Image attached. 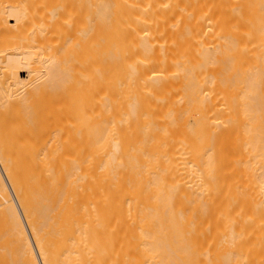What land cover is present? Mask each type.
Wrapping results in <instances>:
<instances>
[{
  "label": "bare ground",
  "instance_id": "6f19581e",
  "mask_svg": "<svg viewBox=\"0 0 264 264\" xmlns=\"http://www.w3.org/2000/svg\"><path fill=\"white\" fill-rule=\"evenodd\" d=\"M0 264H264V0H0Z\"/></svg>",
  "mask_w": 264,
  "mask_h": 264
}]
</instances>
